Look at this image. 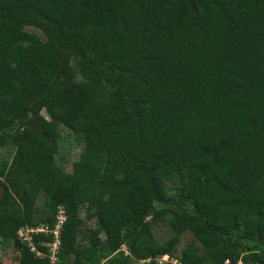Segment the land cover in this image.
Segmentation results:
<instances>
[{"label":"trees","instance_id":"1","mask_svg":"<svg viewBox=\"0 0 264 264\" xmlns=\"http://www.w3.org/2000/svg\"><path fill=\"white\" fill-rule=\"evenodd\" d=\"M59 47L80 58L81 94ZM37 96L48 120L21 125L0 180L18 264H52L59 209L55 264H157L175 245L152 233L164 220L211 264H264V0H0V131ZM62 130L83 143L70 173L55 161ZM40 199L47 232L18 240Z\"/></svg>","mask_w":264,"mask_h":264},{"label":"rangeland","instance_id":"2","mask_svg":"<svg viewBox=\"0 0 264 264\" xmlns=\"http://www.w3.org/2000/svg\"><path fill=\"white\" fill-rule=\"evenodd\" d=\"M28 33L33 34L37 37H42L43 33L41 30L35 27H28L26 29ZM60 48L62 57L64 58V66L60 69V74L62 78H71L74 82V87L72 92L76 95L81 94L90 84V81L83 78L79 72L80 58L78 55L67 48ZM112 78L110 73H105L103 79L106 80ZM42 96L34 97L24 103L18 112L16 119L14 120L11 127L8 129L0 131V180L2 181L4 172L8 166V163L12 157L14 150L16 149L17 142L14 139L16 132H21V126L23 123H28L30 127L38 132L41 131V127L45 121H47V115L43 108H41ZM83 143L82 141L74 135H71L66 130L61 131V139L58 143L57 154L55 155V161L58 167L65 173H70L72 171V165L76 161L82 152ZM184 183V175L182 173L172 174L165 179L166 186V197L168 201H174L177 199L181 192V187ZM4 191V185L0 184V200L2 198ZM37 212L32 225H24L17 229V239L28 240L32 234H36L39 231L37 229H45L44 225H47L44 221L47 213L43 207V199H40L36 203ZM59 214H56V223L59 221ZM81 218H85V212H81ZM88 225L93 226L94 222H90ZM60 229V227H59ZM58 229V236H59ZM56 230V229H54ZM47 232V231H46ZM45 233V232H44ZM152 233L159 245L174 241L175 245L171 249L170 256L163 255L157 256V264H179V258L182 251L187 247H193L199 249V255L202 258L201 264H211L208 260L206 254L201 250V244L194 237V235L188 231L184 230L180 233H176L171 230L167 222L161 221L155 223L152 228ZM54 235V234H53ZM54 241L49 244L50 255L53 249ZM122 250H126L122 247ZM19 249L15 245L14 239H3L0 237V264H18L19 261ZM140 264H143L140 262ZM238 264H250L243 260H240Z\"/></svg>","mask_w":264,"mask_h":264},{"label":"built area","instance_id":"3","mask_svg":"<svg viewBox=\"0 0 264 264\" xmlns=\"http://www.w3.org/2000/svg\"><path fill=\"white\" fill-rule=\"evenodd\" d=\"M58 214H59V217H58L59 221L56 224V227H55L56 230L52 231V233L55 235V242L53 243L52 253L49 256L52 264H55V262H56V254H57V249H58V234H57L58 229L61 226L62 222L64 221L63 211L61 209H59ZM36 231L46 232L47 229L41 228V229H37Z\"/></svg>","mask_w":264,"mask_h":264}]
</instances>
